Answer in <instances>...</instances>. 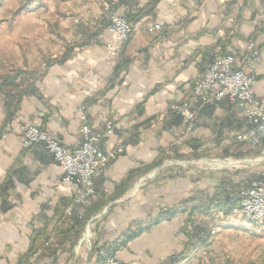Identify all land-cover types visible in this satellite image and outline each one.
<instances>
[{
  "label": "crops",
  "instance_id": "0c3cea01",
  "mask_svg": "<svg viewBox=\"0 0 264 264\" xmlns=\"http://www.w3.org/2000/svg\"><path fill=\"white\" fill-rule=\"evenodd\" d=\"M151 1L127 0L119 11L135 16ZM231 2L162 1L134 24L129 42L114 61L104 59L111 35L98 10L84 8L85 3L81 9L56 10V17L63 20L60 25L66 23L62 36L72 41L71 46H60L48 65L42 63L35 75L41 79L20 101L9 121L11 128L6 125L2 132L6 115L17 102L7 101L6 94L17 90L0 92V264H24L29 252L47 242L36 264H79L78 260L93 264L82 236L75 243L76 227L91 204L105 203L104 217L92 218V242L122 264H207V255L225 235L248 229L252 222L247 219L217 220V212L192 209L209 205L223 184L228 193L240 194L258 178L262 163L251 169L223 162L213 171L176 163L198 156L257 158L256 162L262 157L260 147L236 141L248 126L229 99L194 106L197 115L190 134L182 116L172 109L188 100L195 78L218 53L223 54L222 46L224 55L234 56L236 65L242 66L248 45L254 42L259 51L256 74L264 78V0H239L227 15ZM155 23H162V29L150 33L148 26ZM72 47L75 51L64 60L66 49ZM121 60L129 61V66L116 75ZM85 89L92 91L91 98L83 95ZM255 94L264 98L262 82ZM160 116L164 121L153 127ZM84 121L102 136L103 151L119 140L125 149L95 180L91 204L68 215L74 186L63 181L65 171L44 143L21 148L20 126L37 125L72 151L83 142ZM246 153L250 155L238 159ZM163 159L169 162L162 167L158 164Z\"/></svg>",
  "mask_w": 264,
  "mask_h": 264
},
{
  "label": "built area",
  "instance_id": "2783aa9c",
  "mask_svg": "<svg viewBox=\"0 0 264 264\" xmlns=\"http://www.w3.org/2000/svg\"><path fill=\"white\" fill-rule=\"evenodd\" d=\"M120 0H95L94 4L101 8L103 17L108 21L110 38L105 42L104 59L114 61L122 47L130 40L135 25L129 21L127 15L119 11ZM162 23L148 26L150 33L162 29ZM71 43V42H69ZM248 54L242 66L236 65L235 57L218 53L203 73L194 80L191 95L188 100L173 106V110L180 114L190 134L195 127L197 109L208 104L219 103L229 99L236 106L242 117L246 120L248 131L246 134L236 136V141L250 142L262 151V167L258 178L253 180L247 190L240 193V206L231 214L219 212L216 219L244 218L257 224L264 231V98L255 94L259 82L264 84V78L259 79L256 74L259 51L254 42L248 45ZM86 98H91L90 89L83 90ZM164 117L160 116L153 127L161 124ZM12 124H7V129ZM109 132L111 126L109 125ZM83 142L69 151L60 144L56 136L39 126L24 123L20 126V146L26 150L35 144L44 143L55 160L65 171L64 182L74 186L71 203L66 210L68 215L79 207L89 206L96 196L95 180L105 174L112 160L124 152L125 145L122 140L107 151L101 149L102 136L84 121L81 127ZM42 249L35 251L25 264H36L41 256ZM99 255L105 259L104 264H122L114 254L106 249ZM126 264H140L132 261Z\"/></svg>",
  "mask_w": 264,
  "mask_h": 264
},
{
  "label": "rangeland",
  "instance_id": "374dc122",
  "mask_svg": "<svg viewBox=\"0 0 264 264\" xmlns=\"http://www.w3.org/2000/svg\"><path fill=\"white\" fill-rule=\"evenodd\" d=\"M94 1L82 0V3L81 1L79 3L77 0H43L42 2L34 3L31 6V12L16 14L23 0H4L0 6V81L6 76L13 75L20 70L37 73L42 63H48L51 55L55 54L58 48L61 49L60 46H71L69 42L72 41H68L62 36L66 30L64 28V24L66 23L60 25V22H63V20H60V17H56V10L58 12L74 10L85 3L84 8H94L102 15L101 8L95 6ZM56 20H58V24H55ZM256 159L248 158L242 161L217 158L211 160L198 156L196 159H193L195 161H177L176 163H180V166L185 168H191V165H193L207 171L218 170V165H211V163L217 161L222 163L221 166L225 165L224 163H240L254 169L259 167L258 164L261 166L262 163V157L259 162H256ZM166 161L163 159L159 161L158 165L163 167V164L169 162ZM93 206L91 204L89 207H85L86 211ZM101 212L93 216L95 217L94 220H100L104 217V215H101ZM92 218L84 225L81 241L85 247L86 245L90 246L91 254L94 253L93 246L98 249L99 254L104 248L92 242V234L95 228V222L92 221ZM86 233L87 236L85 237ZM48 243L50 242L37 248L36 251L42 249L43 253L44 247ZM206 258L207 264H264V231L257 224L253 223L249 225L247 230L235 229L234 232L225 235Z\"/></svg>",
  "mask_w": 264,
  "mask_h": 264
},
{
  "label": "trees",
  "instance_id": "16d2710c",
  "mask_svg": "<svg viewBox=\"0 0 264 264\" xmlns=\"http://www.w3.org/2000/svg\"><path fill=\"white\" fill-rule=\"evenodd\" d=\"M3 1L4 0H0V6L2 5ZM42 1L43 0H23L21 7L16 12V14L23 13V12H29L31 10V6L34 3H38V2H42ZM126 1L127 0H120L119 6L126 3ZM162 1H164V0H153L145 8H143L141 11H139V13L137 15H135V16L127 15L129 21H131L133 24L137 23L143 17H145L149 13H151L153 11V9H155V7L159 3H161ZM238 2H239V0H232V2L229 5H227V11H229L227 13V15L232 14V10L234 9V7H236L238 5ZM105 22H106V24H109L106 19H105ZM81 47H83V46L81 45ZM75 49L76 48H73V47L71 49L70 48L66 49V52L64 53V60L68 59L69 55L72 54L75 51ZM222 49H223L222 51H223V55H224L225 47L222 46ZM47 65H48V63H47ZM128 66H129V61L122 62V60H121V63L116 68L115 74L118 75L122 70L127 69ZM35 75H36V73H31V72H27L24 70H20L13 75L6 76L5 78H3L0 81V92H4L6 90H9L10 88L11 89L16 88V90H17L15 93L11 90V93L9 92L8 94H6L7 101H11V100L16 98L17 102H16V105L14 106V110L7 113L5 123L3 125L1 132L4 130L6 125L9 123V121L14 117V115L17 114V112L20 108V101L22 100L24 95H26L28 93V91H33L35 88V85H36L35 84L36 81L41 79L40 76H38V78H36ZM20 81H21V83H19ZM25 82H26V86H22V83H25ZM24 87L26 88L25 90L22 89ZM248 155H250V154H248ZM248 155H247V153L246 154H240V155H237V157L240 159H243V158L247 157ZM155 165H157V164H155ZM240 201H241L240 194L228 193L226 190V185L223 184L222 186L217 188V190H216L213 198L211 199L209 205L197 206V207L192 209V213L212 214L214 212H217V213L218 212H224L225 214L229 215L233 212V210H235L236 208H238L240 206ZM104 206H105V203L95 204L92 208H90L89 210L86 211L85 220L83 222H80L76 227L78 230L76 232L77 236H76L75 243H77L78 239L82 236V231H83V228H84V225L86 224V222L88 220H90L93 216H95L99 212H101L102 209L104 208ZM159 219L156 220V223H158ZM136 235L137 234H134L128 240L134 238ZM93 250H94V253L90 255L89 261H91L94 258L93 264H104L105 259L98 254V249L95 248V246H93ZM35 251L36 250L29 252L25 256L23 262H27L28 258ZM78 261H79V264H83V262L81 260H78Z\"/></svg>",
  "mask_w": 264,
  "mask_h": 264
},
{
  "label": "bare ground",
  "instance_id": "6f19581e",
  "mask_svg": "<svg viewBox=\"0 0 264 264\" xmlns=\"http://www.w3.org/2000/svg\"><path fill=\"white\" fill-rule=\"evenodd\" d=\"M212 164H216V165H219V166H221L222 165V163L221 162H219V161H217V162H214V163H211V165ZM87 236V234L85 235V237ZM88 238H90V236H88Z\"/></svg>",
  "mask_w": 264,
  "mask_h": 264
},
{
  "label": "water",
  "instance_id": "95a60500",
  "mask_svg": "<svg viewBox=\"0 0 264 264\" xmlns=\"http://www.w3.org/2000/svg\"><path fill=\"white\" fill-rule=\"evenodd\" d=\"M90 223H91V222H90ZM90 223H89V224H90ZM89 224H88V225H89ZM86 234H87V233H86ZM84 238H85V237H84Z\"/></svg>",
  "mask_w": 264,
  "mask_h": 264
}]
</instances>
